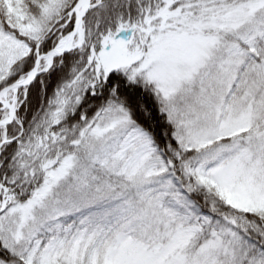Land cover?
I'll return each mask as SVG.
<instances>
[{"label": "snow or ice", "instance_id": "obj_1", "mask_svg": "<svg viewBox=\"0 0 264 264\" xmlns=\"http://www.w3.org/2000/svg\"><path fill=\"white\" fill-rule=\"evenodd\" d=\"M0 264H264V0H0Z\"/></svg>", "mask_w": 264, "mask_h": 264}]
</instances>
